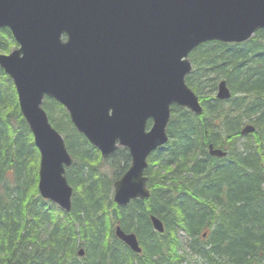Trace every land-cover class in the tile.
Wrapping results in <instances>:
<instances>
[{"label":"trees","instance_id":"16d2710c","mask_svg":"<svg viewBox=\"0 0 264 264\" xmlns=\"http://www.w3.org/2000/svg\"><path fill=\"white\" fill-rule=\"evenodd\" d=\"M16 47L10 32L3 30L0 53ZM190 57L194 71L187 84L199 96L204 113L197 116L172 108L170 141L149 158L152 196L127 208L113 202L112 181L100 172L98 150L74 129L62 105L46 97L43 107L53 127L64 135L74 159L67 173L77 191L70 213L38 194L39 152L20 111L13 82L0 68V264H159L154 257L179 253V228L195 231L212 200L225 210L220 221L209 224L210 235L200 240L201 249L190 247L189 251L199 252L201 261L209 264L221 254L223 264H264V30L242 44H202ZM221 80L232 92L227 101L215 96ZM206 86H210L211 95L203 92ZM243 120L253 122L257 130L246 138L244 155H237L234 139ZM220 138L228 152L224 159L207 152V146L219 144ZM117 156L126 167L130 165L128 150L112 158ZM172 189L179 194L171 193ZM152 214L164 222L165 235L158 236L166 240L156 236L152 246H146L141 232L143 227L151 232ZM110 215L121 220L125 231L137 234L142 254L132 253L115 238L116 223L110 221ZM202 229L188 233L190 246L198 241ZM79 237L85 240L83 258L77 255ZM62 252L68 253V261ZM162 263L167 261L162 259Z\"/></svg>","mask_w":264,"mask_h":264},{"label":"water","instance_id":"95a60500","mask_svg":"<svg viewBox=\"0 0 264 264\" xmlns=\"http://www.w3.org/2000/svg\"><path fill=\"white\" fill-rule=\"evenodd\" d=\"M3 28L19 45L0 54V67L39 150V192L70 212L66 168L73 159L43 108L45 97L67 110L104 158L129 150L131 168L115 183L118 205L148 198L144 170L168 142L171 107L202 111L186 83L191 52L207 42L250 40L264 29V0H0ZM217 98H231L226 81L218 84ZM152 222L163 232L159 219ZM116 236L141 252L134 234L117 227Z\"/></svg>","mask_w":264,"mask_h":264},{"label":"bare ground","instance_id":"6f19581e","mask_svg":"<svg viewBox=\"0 0 264 264\" xmlns=\"http://www.w3.org/2000/svg\"><path fill=\"white\" fill-rule=\"evenodd\" d=\"M2 30H7V28H3ZM262 30H264V29H262ZM259 31H261V30H259ZM258 31V32H259ZM258 32H256V34L258 33ZM218 83H220V81H218ZM217 90H218V87H217V89H216V98H217ZM210 91H212L211 90V88H210ZM211 94V93H210ZM218 99V98H217ZM218 100H220V99H218ZM201 107H202V111H201V113H200V115H203V113H204V107H203V105H201ZM191 113H193V112H191ZM194 115H196L195 113H193ZM200 115H197V116H200ZM248 128H252L253 129V131L252 132H250V133H248V134H243V130L244 129H248ZM256 130H257V127H256V125L253 123V122H248V121H246V120H243L242 121V124H241V126H240V129H239V134H238V137H236L234 140H236V147H237V149H236V153H237V155H244V153H245V151H246V145H244L245 144V141H246V138L248 137V136H250V135H253V133L254 132H256ZM167 135H168V142L165 144V145H167L168 143H169V141H170V135H169V133H168V130H167ZM220 143L219 144H217V145H215V144H213V143H211V144H209L208 146H207V152H208V155L209 156H211V157H215V158H219V159H224V158H227L228 157V152L226 151V150H224V146H225V144H226V142L225 143H223L222 141V138H220ZM164 145V146H165ZM121 150H123V148H118V149H116L111 155H109L107 158H104L103 156H102V154H101V152H100V150H98V153L100 154V156H101V159H102V161L100 162V164L101 163H103V161H106V160H109V159H111L116 153H118L119 151H121ZM119 159H120V157L118 156V161H119ZM73 167V164L70 166V167H68V168H66V174L67 173H69V170H70V168H72ZM149 167H150V163H149V159L147 160V168L144 170V177L145 178H147V183H146V188H147V190L149 191V193H150V196L148 197V198H145V199H141V198H134V199H131L130 200V202L127 204V205H124V206H120V205H118L115 201H114V196H115V183L117 182V181H119L129 170H130V168H131V165H129L127 168H125V170L122 172V173H118V172H115V173H118L117 175L116 174H114L113 175V177H114V180H112L111 178H109V176H108V178H109V180H111L112 181V198H113V202L117 205V207H119V208H127L129 205H131V203L132 202H134V201H136V200H138V201H146V200H149L150 198H151V196H152V192H151V188H150V186H149V176L147 175V171H148V169H149ZM155 168V167H154ZM39 170V169H38ZM75 173L76 172H73V173H70L71 175H75ZM262 179H263V182H264V176L262 177ZM67 180H68V178H67ZM68 183H69V180H68ZM70 184V183H69ZM224 184V186H226L227 185V183H223ZM38 185H39V175H38V184H37V190H38V194H39V196L40 197H42L41 196V194H40V192H39V189H38ZM71 186V188H72V194H71V198L73 199L74 197H75V195H77V191L75 190V188L72 186V185H70ZM78 188H81V187H79L78 186ZM175 189H179V187H176ZM175 189H172L171 190V193H173V192H176L177 190H175ZM263 190H264V184H263ZM177 194H179V192L177 191ZM212 203L210 204V206H209V208L208 209H204L203 211H202V214H201V216H200V221H199V225H198V227H197V229L195 230L196 232H198L200 229H202L204 226V228L201 230V232H200V235H198L199 237H197V239H198V241L196 240V241H194L192 244H191V246H190V240H191V236L188 234V233H191V232H195V231H189V230H187V229H184V228H179V232H177V237H178V240H179V253H177V254H175V255H164L166 258H164V257H162V258H160V257H154L155 259H159L160 261H159V264H161V262H162V259H165L166 261H167V264H179V256H181V261H180V264H185V263H187L188 262V260H189V258L190 257H194V258H196V260L200 263V264H209V261L208 262H206V261H201V259L199 258V252H197V251H194L193 253L192 252H190L189 251V249H191V248H193V249H195V250H200L201 249V243H200V240L202 239V240H205L207 237L209 238V235H210V229H211V226H209V224H211V222L212 221H214V220H217V221H220V217L222 216V213L223 212H221L222 210H225V208H223L221 205H220V203H218V201L216 202V201H211ZM71 212V211H70ZM70 212H67V213H70ZM152 216L153 217H155V218H157V219H159L160 221H161V223H162V225H163V232H161V231H159V230H157L155 227H154V225H153V222H152ZM152 216L150 215L149 216V220H150V224H151V226H152V230H151V232H150V230L148 229V228H146V227H143V229H142V226L141 225H137L136 227H138V228H141L142 229V237H143V239H144V243H145V245L146 246H152V241H153V239L157 236V237H159L160 239H163V240H166V238L164 239L163 237H160V236H162V235H165V224H164V222L162 221V219L158 216V215H156V214H152ZM115 216H112V215H110L109 216V219H110V221H112V219H114V223H116V225H115V227H114V235H115V238L116 239H118L119 241H121L132 253H134V254H137V255H140V254H142V252H143V247H142V245H141V242H140V240H139V238H138V236H137V234L136 233H134V232H127V231H125L123 228H122V226L120 225L121 224V220H117L116 219V217L114 218ZM135 226V225H134ZM117 227H120L121 228V230L124 232V233H126V234H134L135 236H136V238H137V240H138V243H139V247L141 248V252L140 253H137V252H134L124 241H122L120 238H118L117 236H116V229H117ZM157 234V235H155V234ZM158 235H160V236H158ZM181 235H183L184 237H185V239H186V243L184 244L183 243V238L181 237ZM167 236V235H166ZM174 238H176V235L174 234ZM177 239V238H176ZM172 240V238L170 237V236H168V241H171ZM37 242V239H35V244H37L36 243ZM176 243V242H175ZM82 244H85V240H83L82 238H78V241H77V243H76V248L78 249L77 250V255L80 257V258H83V257H85L86 256V249H85V247L82 245ZM191 247V248H190ZM188 249V251L187 252H183L184 250L183 249ZM81 252H82V255H81ZM62 254H63V257H64V260H66V261H68V253H65V252H62ZM64 254H65V256H64ZM188 255H191V256H188ZM2 256V254L0 255V257ZM216 257H219V258H217V260L215 261V262H212V264H223V260H224V254H221V255H215L214 256V258H216ZM16 264L15 262H9V263H7V264ZM163 264V263H162ZM191 264V263H190Z\"/></svg>","mask_w":264,"mask_h":264},{"label":"rangeland","instance_id":"374dc122","mask_svg":"<svg viewBox=\"0 0 264 264\" xmlns=\"http://www.w3.org/2000/svg\"><path fill=\"white\" fill-rule=\"evenodd\" d=\"M13 50V49H12ZM12 50H10V52L12 51ZM9 53V52H8ZM8 53H6V54H8ZM1 54V53H0ZM210 86H206L205 88H204V90H203V92L204 93H206L207 95H211L210 94ZM215 94H216V92H215ZM67 132L68 133H70V131H69V127H68V129H67ZM72 135H71V139H70V147L73 149V143H74V141H73V139H72ZM122 160H121V158L119 159V161H118V156L117 157H115V158H112V159H109V160H106V161H103V163L99 166V168H100V172L101 173H106L108 176H109V178H111L112 180H114V177H113V175H114V172H118V173H122L124 170H125V168H127L126 167V163L125 162H121ZM181 237L183 238V243L185 244L186 243V239H185V237L183 236V235H181ZM184 251L183 252H187L188 251V249H183ZM188 256H191V255H188ZM200 264L197 260H196V258H194V257H190L189 258V260H188V262L187 263H185V264Z\"/></svg>","mask_w":264,"mask_h":264}]
</instances>
